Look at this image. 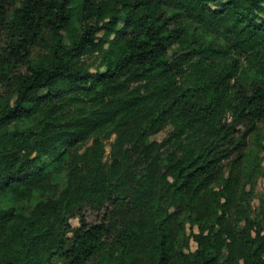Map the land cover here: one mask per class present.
Listing matches in <instances>:
<instances>
[{
	"label": "trees",
	"instance_id": "obj_1",
	"mask_svg": "<svg viewBox=\"0 0 264 264\" xmlns=\"http://www.w3.org/2000/svg\"><path fill=\"white\" fill-rule=\"evenodd\" d=\"M0 83V264H264V0H0Z\"/></svg>",
	"mask_w": 264,
	"mask_h": 264
},
{
	"label": "rangeland",
	"instance_id": "obj_2",
	"mask_svg": "<svg viewBox=\"0 0 264 264\" xmlns=\"http://www.w3.org/2000/svg\"><path fill=\"white\" fill-rule=\"evenodd\" d=\"M175 47H176V46L174 45V46L172 47V49L169 50L170 53L175 49ZM38 50H39L38 48H35V49H34V53L38 52ZM87 60H88L89 63L91 64V69H94L95 66H96V64H97V62H98V60L95 61L94 56H90V58L87 59ZM3 91H4V89H3V87H2V85H1V83H0V95L3 93ZM169 129H170V126H166V127L163 128L159 133H157L156 135L150 137V139H151V140H152V139H153V140H161V139L166 135V133H167V131H168ZM108 150H109V146L106 145V151H107V153H108ZM261 165H262V167H263V173H262V175L258 178V181H257V183H256V192H257L259 195H261V194L264 193V159L262 160ZM257 204H258V201L255 199V200H254V205H257ZM86 217H87V220H88V221L92 222V221L97 220L98 215H97V213H95V212L87 211V213H86ZM70 223H71L73 226L78 225V221H77V219H75V218H72V219L70 220Z\"/></svg>",
	"mask_w": 264,
	"mask_h": 264
}]
</instances>
